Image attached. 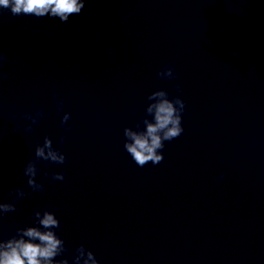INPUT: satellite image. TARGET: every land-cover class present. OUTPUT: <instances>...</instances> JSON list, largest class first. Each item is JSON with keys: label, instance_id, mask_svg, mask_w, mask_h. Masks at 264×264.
Masks as SVG:
<instances>
[{"label": "clouds", "instance_id": "clouds-1", "mask_svg": "<svg viewBox=\"0 0 264 264\" xmlns=\"http://www.w3.org/2000/svg\"><path fill=\"white\" fill-rule=\"evenodd\" d=\"M84 7L85 0H0V8L10 10L13 16L33 15L38 18L50 16L58 17L61 22H67L73 14H80ZM237 54L238 50L234 49L233 55ZM5 59L0 53V65ZM157 75L162 79L175 78L174 70L169 66H165ZM7 76L8 73L0 72V80L6 79ZM176 87L177 91H181L179 85ZM147 100L150 103L145 108L146 115L143 120L136 124L135 130L131 127H125L123 130L124 149L140 167L148 162L154 165L162 162L164 156L160 150L164 148V142L178 138L184 131L182 113L185 110V102L180 96L170 99L166 90L159 89L149 94ZM62 103L57 102L58 108ZM42 115L41 111L35 116L26 113L25 118L35 124L37 118ZM149 116L151 119H148ZM69 119L70 114L65 113L61 125L66 124ZM26 130L30 131L31 125H28ZM63 141L64 137L61 136L60 142ZM35 157L58 165L64 164L66 160L65 155L53 147V141L47 136L42 145L36 146ZM38 171L34 160L27 161L23 168L24 175L28 177L27 184L33 191L43 190V184L35 179ZM52 179L62 181L64 174L53 173ZM219 179H222V176L218 177ZM26 194L21 188L10 191L9 195H14V199L6 203L0 202V217L16 211L17 201ZM33 215L38 226L17 228L15 236L7 240L0 239V264H69L68 259H55L66 251L64 241L53 230L60 227V221L55 214L48 210L43 212L36 210ZM73 264H99V261L92 251L80 245L73 256Z\"/></svg>", "mask_w": 264, "mask_h": 264}]
</instances>
